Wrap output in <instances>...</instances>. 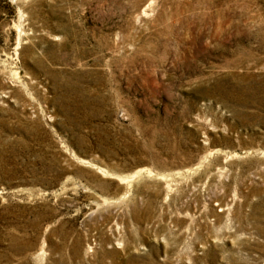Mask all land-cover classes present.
I'll use <instances>...</instances> for the list:
<instances>
[{"label":"rangeland","instance_id":"1","mask_svg":"<svg viewBox=\"0 0 264 264\" xmlns=\"http://www.w3.org/2000/svg\"><path fill=\"white\" fill-rule=\"evenodd\" d=\"M0 264H264V0H0Z\"/></svg>","mask_w":264,"mask_h":264}]
</instances>
